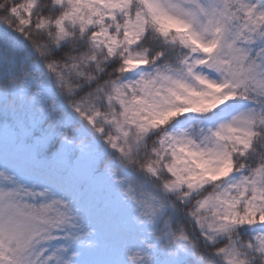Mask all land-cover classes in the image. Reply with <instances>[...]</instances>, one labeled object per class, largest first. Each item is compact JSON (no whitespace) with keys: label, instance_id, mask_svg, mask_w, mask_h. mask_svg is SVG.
I'll return each mask as SVG.
<instances>
[{"label":"snow or ice","instance_id":"1","mask_svg":"<svg viewBox=\"0 0 264 264\" xmlns=\"http://www.w3.org/2000/svg\"><path fill=\"white\" fill-rule=\"evenodd\" d=\"M0 264H264V0H0Z\"/></svg>","mask_w":264,"mask_h":264}]
</instances>
